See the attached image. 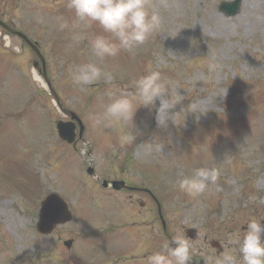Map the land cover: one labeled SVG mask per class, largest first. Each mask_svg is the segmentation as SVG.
Masks as SVG:
<instances>
[{
	"label": "rangeland",
	"instance_id": "obj_1",
	"mask_svg": "<svg viewBox=\"0 0 264 264\" xmlns=\"http://www.w3.org/2000/svg\"><path fill=\"white\" fill-rule=\"evenodd\" d=\"M221 1L232 0H150L161 17L159 31L134 56L121 52L105 58L103 66L114 77L110 83L101 80L85 87L73 85V73L81 63L96 61L89 40L109 34L97 23L78 21L67 0H34L33 7L25 0V5L9 7L13 11L6 17L19 24L16 30L30 32L42 45L50 61L49 78L63 108L82 119L85 140L70 144L58 136L57 122L70 116L62 113L43 78L34 75L41 73L34 51L25 45L26 50L22 39L0 34V264H72L77 255L82 258L76 264H96L104 260V251L124 243L123 237L105 240L103 231L112 221L126 220L128 194L104 189L86 169L95 167L101 177L117 176L115 159H104L126 157L128 151L132 180L159 197L166 195L161 198L171 223L175 225L176 216L182 222L171 226L175 234L200 228L209 218L217 228L222 218H237L227 212L248 182L251 196H264V0H243L232 17L220 11ZM37 17L44 22L37 23ZM60 23L67 27L61 30ZM209 61L217 65L211 74ZM150 68L160 71L172 94L180 97L182 106L175 111L183 107V124L168 121L167 128L153 127L155 108L140 107L134 124L123 128L137 140L121 148L119 130L94 127L89 114L103 109L110 92L132 91L134 81ZM201 166L221 170L220 190L190 198L176 186L177 175ZM53 192L68 203L74 219L41 236L36 215ZM219 196L231 200L220 203ZM214 209L217 219L209 214ZM129 210L140 213L134 215L139 226L131 243L142 233L149 254L161 249L160 238L149 229V206L138 210L134 204ZM241 214L263 216L264 204L259 201ZM66 239L74 240L70 250L63 245ZM196 243L205 245L203 239Z\"/></svg>",
	"mask_w": 264,
	"mask_h": 264
},
{
	"label": "clouds",
	"instance_id": "obj_2",
	"mask_svg": "<svg viewBox=\"0 0 264 264\" xmlns=\"http://www.w3.org/2000/svg\"><path fill=\"white\" fill-rule=\"evenodd\" d=\"M67 7L78 21L88 25L97 23L104 33L109 34L96 35L89 40L91 52L98 62L81 63L72 76L74 86L85 87L101 80L110 83L114 77L103 66L105 58L117 57L121 52L134 56L161 26V17L152 8L150 0H67ZM36 22L43 23L44 20L37 17ZM59 26L63 30L67 24L60 23ZM216 67L213 61H209L208 73H213ZM171 88V83L160 71L150 68L147 74L134 81L132 91L110 92L103 109L90 113L89 119L96 128L118 129L117 143L124 148L137 140L136 134L125 132L123 128L129 122L134 124V116L140 107L155 108L161 127L167 128L168 121L177 127L183 124L179 122L183 107L182 111H175L177 105H181L180 97L173 95ZM135 132L139 133L136 126ZM147 147L150 151L151 145ZM221 175V170L216 167H196L187 175L179 172L176 186L188 197L197 198L213 189L218 192ZM260 203L264 204V200ZM233 244L237 246L238 255L229 250L205 256L202 258L204 264H264V217L250 219L242 236H230L229 245ZM196 253L195 242L177 232L171 244L164 243L160 251L149 254L145 264H192Z\"/></svg>",
	"mask_w": 264,
	"mask_h": 264
},
{
	"label": "water",
	"instance_id": "obj_3",
	"mask_svg": "<svg viewBox=\"0 0 264 264\" xmlns=\"http://www.w3.org/2000/svg\"><path fill=\"white\" fill-rule=\"evenodd\" d=\"M241 0H235L233 2V7L231 8L232 12L229 11V14H235L236 10L239 9ZM228 5H222L223 10H227ZM60 133L65 138L67 136L64 134L65 126L64 124L59 125ZM71 214L69 213L65 203L56 195L50 196L47 201L44 203L42 212H41V221L39 223L40 230L43 232H49L52 228L59 222H65L71 219ZM70 244V241H69Z\"/></svg>",
	"mask_w": 264,
	"mask_h": 264
},
{
	"label": "flooded vegetation",
	"instance_id": "obj_4",
	"mask_svg": "<svg viewBox=\"0 0 264 264\" xmlns=\"http://www.w3.org/2000/svg\"><path fill=\"white\" fill-rule=\"evenodd\" d=\"M16 3L17 4H20V5H25V0H6V2H3V0H1V3H0V19L3 20V21H5L9 26H11L13 28L19 27V24L14 19H12L11 16L6 17V15H7L8 12L13 11V10H10L9 7L15 5ZM4 4H5V6H4ZM29 5L31 7H33L34 6V0H31V2H30ZM2 33L3 32H1V34ZM14 38L15 39H18V40H21V38H19V37H14ZM22 44L25 46L24 43H22ZM48 60L49 59H46V70H47V72L49 70L48 67H49V64H50V61L48 62ZM203 250H204V248H202L200 250H198V248H197L196 257L194 259L195 261H198L201 258H203V257H201V255L203 253ZM223 251H224V249L221 247L220 253L223 252ZM220 253L217 252L215 255L220 254ZM206 255L207 256H211L212 254L210 252H206Z\"/></svg>",
	"mask_w": 264,
	"mask_h": 264
}]
</instances>
